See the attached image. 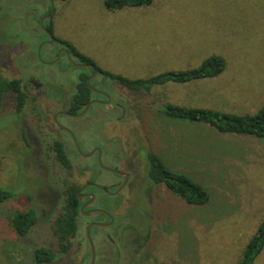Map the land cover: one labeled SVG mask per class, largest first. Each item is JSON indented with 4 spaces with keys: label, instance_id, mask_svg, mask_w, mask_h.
Here are the masks:
<instances>
[{
    "label": "rangeland",
    "instance_id": "obj_1",
    "mask_svg": "<svg viewBox=\"0 0 264 264\" xmlns=\"http://www.w3.org/2000/svg\"><path fill=\"white\" fill-rule=\"evenodd\" d=\"M59 40L70 42L94 67L128 78L193 68L211 55L222 56L226 66L215 78L156 86L141 102L118 82L94 75L93 68L74 66L64 52L59 53ZM0 74L28 84L21 112L16 113L11 93L0 103V187L15 194L0 203V264H34L32 251L38 246L57 251L46 264H90L85 226L104 217L80 214L72 245L61 253L52 229L63 201L62 182L113 176L90 175L86 169L92 168V160L77 157L70 146L72 169L65 175L48 154V146L40 144L41 133L50 127L44 124L39 107L55 110L67 105L80 74L93 76L90 84L112 98L103 107L115 117L111 162L137 157L145 164L147 179V154L155 152L210 193L207 204L191 206L164 185L155 187L154 209H145L151 219L145 263H238L264 215V138L217 134L206 125L166 119L159 108L170 103L239 115L260 110L264 0H153L116 10H107L103 0H0ZM31 78L38 88L29 84ZM96 126L105 129L101 121ZM81 146L85 149L93 143L85 141ZM28 208L37 211L38 222L28 235L18 237L10 224L11 214ZM123 211V206L114 207L116 217L122 218ZM108 233L115 232L91 228L94 264L124 263L125 258L118 257L107 242ZM253 264H264V247Z\"/></svg>",
    "mask_w": 264,
    "mask_h": 264
},
{
    "label": "trees",
    "instance_id": "obj_2",
    "mask_svg": "<svg viewBox=\"0 0 264 264\" xmlns=\"http://www.w3.org/2000/svg\"><path fill=\"white\" fill-rule=\"evenodd\" d=\"M153 0H103L107 10L121 9L126 6L148 5ZM50 11V10H49ZM51 31V27H47ZM66 47L71 56L80 63H93L90 58L81 54L68 41L59 40ZM225 59L220 55H211L203 59L197 66L184 70H168L147 78H128L120 74L104 71L95 66L103 76L118 82L123 88L131 92L135 101H141L149 96L152 89L169 82L186 84L190 82L215 78L225 69ZM87 75L80 74L74 94L70 99L69 110L75 112L81 109L89 99L90 88L87 85ZM30 84V83H29ZM28 84L22 79L5 78L0 74V103L6 94H13L15 111L23 110L28 96L25 88ZM32 85V84H31ZM159 112L166 119H175L183 124H202L211 128L217 134H231L237 136H252L264 138V103L255 114H233L208 107L184 106L164 104ZM49 150L63 174L72 169V162L64 144L58 140H50ZM147 180L152 185H164L167 190L180 197L187 205L203 206L210 200L209 191L188 174L174 170L164 158L155 152H148ZM63 201L61 210L53 222V236L56 238L59 251L66 253L72 245L78 230V216L80 202L77 197L78 184L75 181L63 180ZM15 194L0 187V203L12 199ZM39 215L33 208L14 210L10 217V224L18 237H24L36 226ZM264 247V215L261 222L246 243L242 256L237 264H253L256 256ZM57 256V251L50 246H38L32 251L34 264L51 263Z\"/></svg>",
    "mask_w": 264,
    "mask_h": 264
},
{
    "label": "flooded vegetation",
    "instance_id": "obj_3",
    "mask_svg": "<svg viewBox=\"0 0 264 264\" xmlns=\"http://www.w3.org/2000/svg\"><path fill=\"white\" fill-rule=\"evenodd\" d=\"M63 48L66 47L62 46L59 53L64 52ZM89 77L92 78L93 76ZM89 77L87 75L86 80ZM32 80V78L29 79L30 84H32ZM33 87L35 86L33 85ZM93 88L90 89L89 99L86 104L75 112L69 110L70 99L73 95L68 99L67 105H60L55 110L51 106L39 107V113L45 120L44 124L51 128H48L47 133H41L40 144L49 146V142L52 139L61 141L66 151L68 146L73 147L77 153V157H80L82 160H92V168L87 166L88 169H86L87 172H90V175L105 172L113 176L111 178H102L103 180L99 181L96 179L94 181L86 179L77 183L80 214H82L81 207L84 206L83 211L88 212L86 217L93 214L104 217L103 220H92L86 223L84 230L85 239L90 247V254L92 253V247L94 253L96 252L95 243H93L94 239L92 238L93 235L91 236V228L101 226L105 227V229L111 228L115 232L114 235L108 233L105 237L109 245L114 247V251L117 252L116 255L125 258L122 264H146L144 249L149 239L147 222H151V219L145 213V209L148 207L150 210L154 209L156 185H152L147 179H144L143 171L145 164L142 160H139V162L137 157L134 159H120V164H114L110 161V159L114 158L111 145L114 143L115 132L112 121L115 117L112 111L103 109V107L111 104L112 98L103 88L95 86ZM88 103H90L89 106L83 111ZM116 119H120V117ZM97 121L102 122L103 128L105 126L104 130H100L96 126ZM93 126L95 128H92ZM85 141H92L93 146L85 147L84 149L81 143ZM75 142L80 152H78ZM47 152L53 156L51 150L47 149ZM69 158L71 160L73 156L69 154ZM88 188H93L95 191ZM115 206L124 207L122 218L116 217L114 212ZM136 214H138V218ZM125 215L126 217H124ZM151 218L153 219L152 216ZM87 232H89L90 240L87 237ZM96 233L100 237L104 236L101 231L97 230ZM108 260L109 255L106 261ZM115 263L120 264L119 262Z\"/></svg>",
    "mask_w": 264,
    "mask_h": 264
},
{
    "label": "water",
    "instance_id": "obj_4",
    "mask_svg": "<svg viewBox=\"0 0 264 264\" xmlns=\"http://www.w3.org/2000/svg\"><path fill=\"white\" fill-rule=\"evenodd\" d=\"M50 1H52V0H50ZM51 7H52V2H51ZM40 23L43 24V19L40 20ZM48 33H49V32H48ZM49 35H51V34L49 33ZM51 42H54V38H52V37H51ZM62 50L64 51V53L67 55V57L70 59L71 63H72L74 66H76V67L88 66V67L94 68V74H96V73L98 72V69H96L92 63H80V62L78 63V62H75L74 60H72V58H71V54H70V52H69L68 49L63 48ZM39 53H40V47L38 48V51H37L38 56H39ZM57 58H58V57H57ZM57 58H56V59H57ZM56 59H55V60H56ZM55 60H54V61H55ZM50 63H51V62H50ZM90 78H91V77H89V78L87 79V85L89 86L90 89H94V88L92 87V85L90 84ZM31 83H32L36 88H38L39 83H37V82L34 81V80H32ZM89 104H90V103H88V104L85 106V108H84L83 111L86 110V108L89 106ZM75 145H76V147H77L78 152H80V149H79V147H78V145H77L76 142H75ZM115 172H119V171H115ZM83 207H84V206L81 207V213L87 215L88 212H84V211H83ZM87 237H88L89 240H90L89 232H87ZM94 256H95V253H94V249H93V247H92L91 262H90V264H93V262H94Z\"/></svg>",
    "mask_w": 264,
    "mask_h": 264
}]
</instances>
